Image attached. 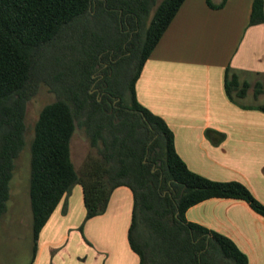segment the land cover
<instances>
[{"label": "trees", "instance_id": "16d2710c", "mask_svg": "<svg viewBox=\"0 0 264 264\" xmlns=\"http://www.w3.org/2000/svg\"><path fill=\"white\" fill-rule=\"evenodd\" d=\"M183 1L0 0V218L14 161L26 144V105L40 85L54 95L40 111L29 144L33 258L41 230L79 185L82 226L105 213L115 189L131 191L127 241L138 264H248L229 238L188 222L185 212L212 198L239 199L264 218V205L239 182L191 172L175 152L166 123L135 96L144 63ZM225 1L206 3L217 9ZM262 23L263 0H253L249 25ZM248 88L227 70L230 101L243 98ZM256 109L264 113V103ZM77 127L94 151L82 173L71 161ZM212 134L206 131L207 138ZM216 135L214 144L224 138Z\"/></svg>", "mask_w": 264, "mask_h": 264}, {"label": "crops", "instance_id": "0c3cea01", "mask_svg": "<svg viewBox=\"0 0 264 264\" xmlns=\"http://www.w3.org/2000/svg\"><path fill=\"white\" fill-rule=\"evenodd\" d=\"M252 3L226 0L213 9L206 0H184L144 63L135 96L166 123L191 172L239 182L264 205V113L256 109L264 103V23L249 25ZM227 70L249 84L236 103L225 92ZM216 133L224 137L218 144ZM131 210V191L115 189L105 213L84 223L87 243L77 231L85 217L82 188L74 186L41 230L31 264H138L127 241ZM185 219L229 238L248 264H264V218L245 201L208 199Z\"/></svg>", "mask_w": 264, "mask_h": 264}, {"label": "rangeland", "instance_id": "374dc122", "mask_svg": "<svg viewBox=\"0 0 264 264\" xmlns=\"http://www.w3.org/2000/svg\"><path fill=\"white\" fill-rule=\"evenodd\" d=\"M54 100V95L45 85H40L36 95L27 103L25 126L27 129L26 144L14 161V171L8 184L9 199L6 202V212L0 218V264H31L33 260L32 213L29 199L30 150L29 144L33 137V128L42 108ZM125 102H130L127 92ZM246 103V101H245ZM71 161L78 173H82L84 165L94 151L84 135L77 127L70 144ZM82 224L79 226V228ZM81 234L84 241H90L84 235V225ZM38 241L36 244L37 249ZM52 253L54 251L52 250Z\"/></svg>", "mask_w": 264, "mask_h": 264}]
</instances>
